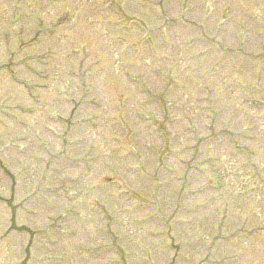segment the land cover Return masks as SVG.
Returning a JSON list of instances; mask_svg holds the SVG:
<instances>
[{
  "label": "rangeland",
  "instance_id": "obj_1",
  "mask_svg": "<svg viewBox=\"0 0 264 264\" xmlns=\"http://www.w3.org/2000/svg\"><path fill=\"white\" fill-rule=\"evenodd\" d=\"M0 198V264H264V0H0Z\"/></svg>",
  "mask_w": 264,
  "mask_h": 264
}]
</instances>
